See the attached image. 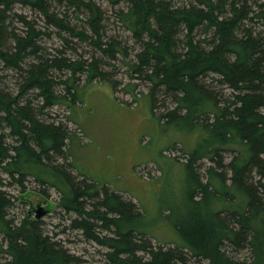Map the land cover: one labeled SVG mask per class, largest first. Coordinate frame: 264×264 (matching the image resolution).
I'll use <instances>...</instances> for the list:
<instances>
[{
	"label": "trees",
	"instance_id": "obj_1",
	"mask_svg": "<svg viewBox=\"0 0 264 264\" xmlns=\"http://www.w3.org/2000/svg\"><path fill=\"white\" fill-rule=\"evenodd\" d=\"M112 2L125 3L116 12L136 47L109 34L96 0H0V264L82 261L42 220L18 222L11 187L30 184L47 198L58 191L62 231L107 248V264H264V0ZM96 81L109 82L119 103V92L129 105L148 95L161 125L201 137L184 164L185 197L161 209L178 216L174 240L157 238L143 206L74 165L71 144L83 131L50 109L71 108Z\"/></svg>",
	"mask_w": 264,
	"mask_h": 264
},
{
	"label": "rangeland",
	"instance_id": "obj_2",
	"mask_svg": "<svg viewBox=\"0 0 264 264\" xmlns=\"http://www.w3.org/2000/svg\"><path fill=\"white\" fill-rule=\"evenodd\" d=\"M96 1L107 14L104 22L108 25L109 34L120 40H128L130 46L136 47L131 32L118 20L116 10L125 8V3L117 5L112 0ZM188 1L194 0H174L177 4ZM14 10L23 12L29 18L35 17L32 10L21 4L15 5ZM15 24L21 27V23L15 21ZM38 24L39 27L47 26L43 18L38 20ZM45 42L49 48L61 47L62 44L58 37H46ZM124 69L117 71L118 78L127 81ZM3 74L6 73H0V76ZM4 80L7 87L17 86L10 76ZM141 89L146 91L144 86ZM113 94L109 82L96 81L80 90L79 100L72 102L71 108L67 103H60L50 109V114L53 120L68 122L66 113H69L70 128L75 132H79V128L83 131V139L74 136V143L71 144L72 160L77 170L143 206L151 233L159 239L174 240L173 218L177 217L178 220V216L176 212L169 217L161 216V209L169 206L168 203L180 204L185 197L184 183L188 170L184 164L189 160L188 154L196 142H201V137L196 135V131L184 130L175 124L161 125L153 115L148 95L143 96L136 105H129L126 102L130 100L129 95L119 92L125 101L121 107ZM164 148H170L164 153L166 156L162 155ZM230 154L226 152L225 158H229ZM210 164L211 161L203 159L198 163L201 166L198 170L205 174V168ZM39 187L38 184H30L25 191L11 187L17 199L13 214L18 222L23 217L42 220L50 235L55 236L54 239H62V244L71 253L81 257L82 261L78 264H107L104 257L107 248L86 241L78 231H62L66 226V215L58 206V191L53 188L51 196L47 198L48 194ZM42 212L45 214L38 217ZM155 244L172 246L157 240Z\"/></svg>",
	"mask_w": 264,
	"mask_h": 264
},
{
	"label": "crops",
	"instance_id": "obj_3",
	"mask_svg": "<svg viewBox=\"0 0 264 264\" xmlns=\"http://www.w3.org/2000/svg\"><path fill=\"white\" fill-rule=\"evenodd\" d=\"M116 102H117L118 105H120L121 107H123V105L121 103H119L117 100H116ZM137 103H139V101Z\"/></svg>",
	"mask_w": 264,
	"mask_h": 264
},
{
	"label": "water",
	"instance_id": "obj_4",
	"mask_svg": "<svg viewBox=\"0 0 264 264\" xmlns=\"http://www.w3.org/2000/svg\"><path fill=\"white\" fill-rule=\"evenodd\" d=\"M45 214V212H42L38 217H41L42 215H44Z\"/></svg>",
	"mask_w": 264,
	"mask_h": 264
},
{
	"label": "bare ground",
	"instance_id": "obj_5",
	"mask_svg": "<svg viewBox=\"0 0 264 264\" xmlns=\"http://www.w3.org/2000/svg\"><path fill=\"white\" fill-rule=\"evenodd\" d=\"M145 93V92H144ZM134 99V98H133ZM6 101V100H5ZM28 217V216H27ZM26 218V217H25Z\"/></svg>",
	"mask_w": 264,
	"mask_h": 264
}]
</instances>
